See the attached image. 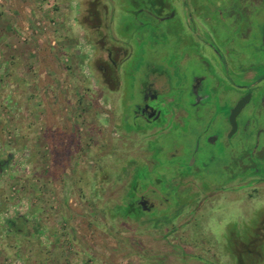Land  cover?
<instances>
[{"label":"rangeland","instance_id":"rangeland-1","mask_svg":"<svg viewBox=\"0 0 264 264\" xmlns=\"http://www.w3.org/2000/svg\"><path fill=\"white\" fill-rule=\"evenodd\" d=\"M142 2L0 0V264H236L241 247L233 231L246 240L252 213L242 189L238 199L222 196L216 203L207 201L212 192L200 194L167 236L142 230L105 205L129 198L128 188L122 192L130 176L118 168L154 165L153 143L125 133L113 105L115 98L136 97L129 84L137 48L129 44L136 38L132 23L143 19H136ZM97 7L133 53L119 62L124 93L106 90L92 59L98 36L86 16ZM260 18L262 27L264 11ZM146 39L149 46L155 40ZM159 169L152 175H168ZM157 203L155 215L176 213ZM18 216L27 233L16 242L6 220ZM129 236L139 247L118 242ZM140 251L154 257L146 260ZM243 257L247 263L248 254Z\"/></svg>","mask_w":264,"mask_h":264},{"label":"flooded vegetation","instance_id":"flooded-vegetation-1","mask_svg":"<svg viewBox=\"0 0 264 264\" xmlns=\"http://www.w3.org/2000/svg\"><path fill=\"white\" fill-rule=\"evenodd\" d=\"M263 1L143 0L136 10V19L140 14L143 19L132 23L136 38L129 44L137 48L129 84L136 97L122 102L115 98L113 103L121 112L124 132L153 143L148 144L153 171L168 170L166 177L161 171L149 174L135 188L131 208L154 213L161 208L159 202L176 211L186 192L188 206L209 191V197L215 196L207 200L212 203L221 202L222 196L238 199L241 189L246 192L252 213L246 240L233 231V242L241 247H234L236 264H264ZM98 7L89 8L86 16L94 20L88 27L98 36L92 59L106 90L124 93L119 62L133 53ZM149 36L155 39L150 46ZM149 50L152 60L146 56ZM137 164L149 168L145 162ZM243 253L248 254L247 263Z\"/></svg>","mask_w":264,"mask_h":264},{"label":"trees","instance_id":"trees-1","mask_svg":"<svg viewBox=\"0 0 264 264\" xmlns=\"http://www.w3.org/2000/svg\"><path fill=\"white\" fill-rule=\"evenodd\" d=\"M0 165H2V162L0 161ZM120 172L129 174L130 180L124 185V189L122 194L126 192L127 188L129 189L128 195L129 198L125 202H111L107 201L106 206L109 210L115 211L114 213L119 214L123 217H130L133 220L138 221V225L142 230L152 232V233H165V235L172 234L174 230H177V227L175 225V218L176 217H182L185 215V212L188 209V202L183 196L179 197L176 213L174 215L167 214H157L155 215L153 212H145L141 210L140 208H131L129 205L132 203L133 198L135 197V188L139 185L141 186L144 184L147 179H149V174H152L154 171L151 168L146 167L145 164H136L132 168L128 167L126 165H122L120 168ZM107 175H110L107 173ZM163 190H167L166 186H162ZM187 202V203H186ZM7 225H8V231L10 234H12V237H15L14 241L19 242V239H16L17 237H20V235H25L27 233L25 229V219L23 217H9L7 218ZM38 230V229H37ZM33 241V240H32ZM121 244H128L136 247L137 241L136 237H126L125 239L121 238L118 240ZM133 247V248H134ZM139 247V246H137ZM145 251V250H144ZM140 255H143L146 260H150L154 255L152 254L148 255V253L141 252ZM142 264V263H141Z\"/></svg>","mask_w":264,"mask_h":264},{"label":"water","instance_id":"water-1","mask_svg":"<svg viewBox=\"0 0 264 264\" xmlns=\"http://www.w3.org/2000/svg\"><path fill=\"white\" fill-rule=\"evenodd\" d=\"M242 104H243V102H240V103L236 106L235 110L237 111L239 108H241Z\"/></svg>","mask_w":264,"mask_h":264}]
</instances>
